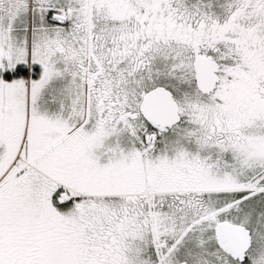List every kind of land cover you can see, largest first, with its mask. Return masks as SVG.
Segmentation results:
<instances>
[{"label":"snow or ice","instance_id":"6c2138e0","mask_svg":"<svg viewBox=\"0 0 264 264\" xmlns=\"http://www.w3.org/2000/svg\"><path fill=\"white\" fill-rule=\"evenodd\" d=\"M0 264H264V0H0Z\"/></svg>","mask_w":264,"mask_h":264}]
</instances>
